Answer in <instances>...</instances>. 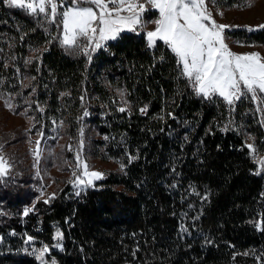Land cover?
Wrapping results in <instances>:
<instances>
[{"label": "trees", "instance_id": "trees-1", "mask_svg": "<svg viewBox=\"0 0 264 264\" xmlns=\"http://www.w3.org/2000/svg\"><path fill=\"white\" fill-rule=\"evenodd\" d=\"M57 25L0 0V89L15 93L27 81L26 96L34 91L33 102L66 108L69 125L87 108L98 134L128 157L80 197L62 193L33 208L22 179L16 195L0 188V235L35 226L51 234L58 225L56 264H264V175L242 131L258 141L264 133L249 103L231 116L220 98L197 96L162 43L150 49L143 36L124 34L89 60L53 39ZM246 40L264 45V31ZM121 88L130 103L124 112ZM229 115L242 131L227 126ZM10 251L0 247V264H40Z\"/></svg>", "mask_w": 264, "mask_h": 264}, {"label": "rangeland", "instance_id": "rangeland-1", "mask_svg": "<svg viewBox=\"0 0 264 264\" xmlns=\"http://www.w3.org/2000/svg\"><path fill=\"white\" fill-rule=\"evenodd\" d=\"M63 2L67 6H71V0H63ZM249 2L251 3L250 7L246 6ZM208 7L212 12L213 19L218 24L230 26L225 29V42L231 52L235 54L258 53L264 58V45L246 40L251 33L264 31V28H259V25H264V0H246L230 7H221L215 0L214 3L209 2ZM124 14L126 15V13ZM41 16L43 17V15ZM157 16L158 13L147 11L143 15L142 26L138 27L137 31L125 30L121 32L115 40H108L104 42L103 47L91 52V57L105 49L107 44L117 41L124 34L143 36L146 41V33L155 29V24L152 21ZM57 26L59 31L57 37H59L62 33V26L59 24ZM249 28L253 30L249 31ZM159 43L163 44L162 41L157 42V44ZM63 49L65 50V48ZM73 52L74 54H83L79 50ZM28 87V82L25 81L15 93L0 89V96L3 97L0 99V155H3L11 165L7 175L0 177V188L3 191L8 188L11 195H16L18 186L15 184L18 182V178L22 179L23 183L27 185L23 187L25 191L27 190L26 198L29 197L34 208L37 203H44L45 200L50 202L62 193H65L69 198L80 197L86 191L97 188V184L104 181L110 173L124 169L123 161L127 159V153L122 149L117 150L118 146L111 136L98 134L95 123L93 125L89 122L94 116L87 112V108L85 110L78 108L71 114L73 125H69L66 122V108L48 109L45 108L47 106L33 102L31 97L34 91L27 96L25 94L28 92ZM115 94L117 95L118 109L123 107L125 111H128L130 103L127 100L125 89L115 90ZM23 95L25 99H23ZM214 97H218L224 102V105L230 110L231 116L238 103L242 101L249 103L251 106L249 113L253 117L254 124L261 127L259 131L264 133V123H262L264 122V112L257 111L258 102L247 97L237 101L234 107H230L221 97ZM26 98L27 102H20ZM5 100L11 103V110L5 106ZM231 116L229 115L227 126L231 125V127L242 131V127L236 126V123H240L236 119L237 116ZM100 117L104 119V117ZM69 127H72V131H69ZM242 133H246L244 137L246 146L253 144L257 149L255 158L252 154L251 156L258 171L260 170L259 162L264 160V138L258 141L254 132L244 130ZM37 140H40L41 149L39 162L33 155ZM78 153L82 160L88 164L90 171L103 173V178L94 180L91 186L77 184V176L73 175L74 172L79 174L83 170L82 167L77 168ZM260 174L264 175V170H260ZM50 197L54 198L49 199ZM3 201L5 200L3 199ZM50 226L53 228L51 234L43 227L39 229L36 226L32 227L30 232L10 231L5 235H0V245L11 250V253L28 255L35 259V255L32 254L33 249L40 250L44 246H48L49 251L45 255L44 264H52L53 261L56 264L54 253H59L63 249L62 230L56 224H50ZM35 232L36 234H34ZM58 232L60 238L54 239ZM28 237H32V241L26 244L25 241ZM11 241H15V244H10ZM16 245H18L17 248ZM37 262L40 263L38 260Z\"/></svg>", "mask_w": 264, "mask_h": 264}, {"label": "snow or ice", "instance_id": "snow-or-ice-1", "mask_svg": "<svg viewBox=\"0 0 264 264\" xmlns=\"http://www.w3.org/2000/svg\"><path fill=\"white\" fill-rule=\"evenodd\" d=\"M4 2L8 7H17L37 17L43 15L49 23L61 25V36L53 39L58 40L66 51H82L89 60L91 52L103 47L104 42L115 40L125 30L137 31L142 26L144 13L154 11L158 16L152 21L155 29L146 33L147 47L154 48L158 41H162L175 57L178 78L186 79L197 96L204 99L219 96L230 107L242 98L250 97L258 102L257 111L264 112V58L258 53L235 54L230 51L225 42V29L230 26L218 24L208 7V3L215 0H71V6L63 0ZM246 6L250 7L251 3ZM5 106L12 109L7 100ZM119 111L124 112L125 108L121 107ZM247 147L255 158V146L249 144ZM33 155L39 162L40 140L36 141ZM76 160L77 168L83 169L79 174L73 173L77 176V184L91 186L94 180L103 178V173L89 170L79 153ZM10 168L8 160L0 155V177L7 175ZM258 168L264 170V160L259 162ZM29 211L31 209H25L24 215ZM257 228H260L259 224ZM58 238L59 232L54 239ZM31 241L32 237H28L25 243ZM48 251V246H44L40 250L33 249L32 254L44 264Z\"/></svg>", "mask_w": 264, "mask_h": 264}]
</instances>
